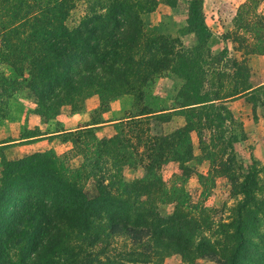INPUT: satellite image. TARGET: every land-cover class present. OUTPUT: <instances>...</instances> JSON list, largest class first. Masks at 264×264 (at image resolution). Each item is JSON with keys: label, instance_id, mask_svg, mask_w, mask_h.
<instances>
[{"label": "trees", "instance_id": "1", "mask_svg": "<svg viewBox=\"0 0 264 264\" xmlns=\"http://www.w3.org/2000/svg\"><path fill=\"white\" fill-rule=\"evenodd\" d=\"M74 3L0 0V63L16 76L27 74L24 90L42 124L54 120L63 106L71 113L82 111L91 96L98 99L93 115L107 112L108 104L123 96L140 100L146 86L163 72L183 83V92L167 110H182L185 123L165 134L152 133L151 126L168 122V117L162 110L141 107L114 123L110 137L98 138L97 127L90 125L56 135L53 131L47 137L69 144L66 152L49 149L13 161L2 159L0 264H161L172 254L185 264L196 259L264 264V234L256 231V226L264 227V190L255 189L257 181L264 185L258 168H247L236 179L238 168L229 158L214 171L240 196L229 222L215 226L219 240L203 236L207 221L190 212L192 208H175L167 216L158 208L176 198L173 191H165V163L177 165L174 178L193 174L189 133L197 134L198 121H209L218 132L228 130L231 154L236 137L225 104L262 88L244 83L221 95L203 90L210 33L201 0L188 2L186 27L196 44L185 49L142 24L140 17L154 11L155 0H82L84 15L69 29L64 22ZM166 3L175 5L174 0ZM230 62L236 72L237 63ZM42 135L36 130L20 139ZM136 166L141 176L124 180L123 169ZM88 178L96 189L92 199L82 188ZM248 207L257 219L247 218Z\"/></svg>", "mask_w": 264, "mask_h": 264}, {"label": "rangeland", "instance_id": "2", "mask_svg": "<svg viewBox=\"0 0 264 264\" xmlns=\"http://www.w3.org/2000/svg\"><path fill=\"white\" fill-rule=\"evenodd\" d=\"M189 1L174 0V7H169L166 0H155L154 11L140 17L142 24L148 31L176 45L179 44L181 49L193 47L196 39L186 27ZM201 12L204 24L210 33L205 44L203 90L217 91L218 95H221L231 87L244 83H248L253 88L262 85L259 90L227 101L225 104L233 118L229 127L236 137V141L231 144V154L228 153L229 148L226 143L227 139L229 140V131L218 132L212 128L209 121L200 119L196 126L197 134L195 131L189 133L194 157L189 163V168L193 174L188 178H174V174L178 173L175 163L167 162L161 167L165 191L167 194L173 191L176 198L173 204H158L160 214L167 216L175 208L184 209L185 206L192 208L190 212L207 221L206 226L209 229L202 231L203 236L213 241L219 240V236L215 235V226L229 222L234 214L233 208L240 200V196L236 194L229 181L214 171L226 165L227 160L232 158L234 168H238L234 172L236 179L244 174L247 168H258L261 171L259 175L264 177V156L260 157L264 155V149L258 144L263 152L257 151L255 156L252 153L254 141L258 142L254 124L264 126V0H201ZM83 15L82 0H75L74 7L69 11L64 24L72 29ZM230 61L237 63L236 72L232 69ZM1 78L14 80L17 85H8L7 80H0V161L2 159L13 161L28 155L29 152L10 160L7 154L10 150L5 151V149L39 141L40 138L20 139L36 130L44 136L53 131L61 133L90 125L97 127L95 134L98 138L110 137L114 133V123H117L127 112L134 113L141 107L151 111L162 110L161 114L168 117V122L151 126L152 133L165 134L182 127L185 123L182 110H167L183 92L181 80L169 72H163L148 84L140 100L132 96H123L111 101L107 112L93 115V110L98 107V99L96 96H91L84 101L82 111L71 113L68 106H63L55 119L48 120L46 124H42L40 118L34 114L33 100L24 90L27 74L24 72L21 77L16 76L6 64L0 63ZM233 101L237 102L230 105L229 103ZM100 121L103 123L92 124ZM246 121L250 123L245 128L243 125ZM246 133H250L252 138H247ZM54 138V140L48 138L46 146H41L40 150L50 149L56 154H61L69 149V144L61 143L57 136ZM261 142H264V139ZM36 150L38 151L39 148L37 147ZM71 165L75 166L76 161ZM141 174L142 169L139 166L124 168L122 171L126 181L139 178ZM262 184V181L256 182L255 189L259 193L264 190ZM82 188L89 199L95 197L96 189L91 178L83 182ZM259 193L255 192L254 197L257 198ZM248 208L247 218L257 219L258 214L255 210ZM256 231L264 234V227L256 226ZM161 264L185 263L178 255L172 254ZM191 264L216 263L196 259Z\"/></svg>", "mask_w": 264, "mask_h": 264}, {"label": "crops", "instance_id": "3", "mask_svg": "<svg viewBox=\"0 0 264 264\" xmlns=\"http://www.w3.org/2000/svg\"><path fill=\"white\" fill-rule=\"evenodd\" d=\"M235 102H237V101L230 102L229 104L232 105V104H235ZM73 116H75V115H72V117ZM249 123L250 122L246 121V124H244L243 126L246 128V126L247 127L249 126ZM251 124L253 125L254 123H251ZM254 125L256 126V128H254V129H255L256 135H257L256 136V140L258 141V142L254 141L253 148H252V153L255 156L257 151L260 152V153L263 152V150L261 151L260 148H259L260 145H261V148L264 149V142H261L264 139V126L263 125H259V124H254ZM64 130H67V129H64ZM57 133H59V132H57ZM57 133H52V135L57 134ZM48 135H51V134H45L44 136H41L42 138H40L39 141H34V142L26 143V144H21V145H15V146H12V147H8L7 149H5V151L10 150L7 153L8 154V159H10V160H12L13 158L15 159L16 157H18L20 155H23V154H26L27 152L32 154V153H35V152L42 151V150H40V149H42L41 146H46V144H47L46 142L49 140L47 138ZM246 137L250 139V138H252V135L250 133L249 134L246 133ZM54 139L55 138L53 137L52 140H54ZM258 144H260V145H258ZM37 147L39 148L38 151L36 150ZM262 156H264V155H261L260 157H262Z\"/></svg>", "mask_w": 264, "mask_h": 264}]
</instances>
